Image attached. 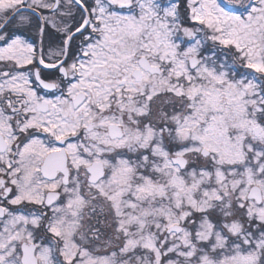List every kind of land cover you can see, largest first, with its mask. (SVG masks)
Instances as JSON below:
<instances>
[{
  "label": "snow or ice",
  "instance_id": "1",
  "mask_svg": "<svg viewBox=\"0 0 264 264\" xmlns=\"http://www.w3.org/2000/svg\"><path fill=\"white\" fill-rule=\"evenodd\" d=\"M0 264H264V0H0Z\"/></svg>",
  "mask_w": 264,
  "mask_h": 264
}]
</instances>
